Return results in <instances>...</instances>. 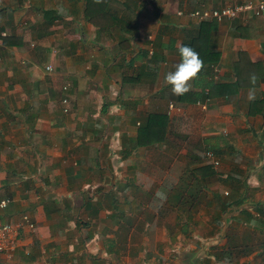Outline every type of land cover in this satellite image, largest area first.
<instances>
[{
	"label": "crops",
	"instance_id": "0c3cea01",
	"mask_svg": "<svg viewBox=\"0 0 264 264\" xmlns=\"http://www.w3.org/2000/svg\"><path fill=\"white\" fill-rule=\"evenodd\" d=\"M247 1L255 0H0V199L10 200L0 222L17 225L25 215L32 225L16 229L13 251L9 258L1 256L0 264H134L131 256L139 252L119 247L121 230L112 210L107 215L94 197L79 218L71 196L103 187L99 179L108 173L110 190L121 178L130 192L142 171L148 173L149 161L164 179L172 151L163 147L170 131L183 138L180 159L197 161L190 145L199 143L225 163L204 184L241 189L227 209L254 202L247 205L253 212L245 206L237 210L245 214L232 217L250 233L237 264L264 263V108L262 114H248L249 103L264 94V80L254 88L240 86L230 96L208 90L234 83L238 60L240 69L258 64L264 74V15L213 22L216 62L188 91L201 94L198 100L178 98L164 81L180 62L178 46L199 24L186 14ZM59 97L67 99V114ZM150 113L165 116V141L159 150L132 148ZM101 131L110 152H99ZM96 141L94 149L90 143ZM204 159L212 170L218 168ZM108 217L107 232L93 226ZM249 254L257 260L243 261Z\"/></svg>",
	"mask_w": 264,
	"mask_h": 264
},
{
	"label": "rangeland",
	"instance_id": "374dc122",
	"mask_svg": "<svg viewBox=\"0 0 264 264\" xmlns=\"http://www.w3.org/2000/svg\"><path fill=\"white\" fill-rule=\"evenodd\" d=\"M60 100L61 98L58 99V101ZM60 106L62 113L67 114V104L63 106L60 103ZM63 108L66 109V112H63ZM108 130L109 129L104 132L101 131V133L99 132V136H97L98 140L101 138L102 132L105 136L109 135ZM176 132L177 131L169 132L170 137L166 142V145L163 147L166 150L172 151L169 159L165 161L166 171H168V174L164 178L165 180L160 173L157 175L155 174V161L148 162V167H146V169L149 174H144L142 171V176L138 178V185L133 186L132 184L130 192H127L124 189L126 184L122 182L121 178L118 180L120 184H118L114 190H110V177L108 173L106 176L104 175L99 179L104 186L100 187L98 190L92 189L89 191L74 192L71 196L74 205H72L71 208L76 211L79 218H83V215L87 212L85 208L86 202L89 200L91 201L95 197L96 200L100 199V202H103L102 205L104 207L102 211H105L108 215L111 213V210L105 209V207H107L106 204L109 205V202L118 201V210L116 211L118 216L115 220L119 223H117L119 225L117 230L123 232L121 233V231H119L118 233V245L119 247L131 248L135 253L137 251L139 252V255L131 256V261L134 264H225L223 262H217L213 258V254H215L217 250L223 249V244L225 246L229 244L234 248L231 249L233 255L229 260H232L230 264H237L242 258L239 252L243 251L245 248L244 246H247L246 244H248V242L250 244V233L246 231L247 229L245 230L242 226L239 227L238 224L234 223L232 217L233 215L236 216L238 214L243 215L237 210L245 206L252 211V207L250 208V206L247 205H251L254 202H246L245 200L244 202H239V205L232 207L231 210L226 207L222 216H218L217 213H219L221 205L223 203L227 204V201H230V199L239 193L241 189H232V187H230L231 189L228 190L227 187L223 188L221 186L222 188H220V190L218 188H216L218 189L216 190L214 189L215 187L212 189H206V187H203L204 197L200 196V203L195 209H193L191 222H188L187 224L185 223V214L180 211H172L164 218H158L151 207L150 197L154 193V189L158 186V182L161 183V181L164 180L163 183L166 185L170 183L177 184L180 179L185 177V171L183 172V170L188 171L189 168H192L195 165L201 163L206 164L203 155L210 151H206L199 143L190 145L192 146L194 155L197 154V158H195L197 159V161H195L197 164L177 157L179 154L178 152H180L184 146V142L181 140L182 137ZM76 136L81 135L77 134ZM176 140L178 142H175ZM97 143L98 141H96L95 144L90 143V145H95V149ZM99 145V152H110L112 150L108 148V144H106L102 138ZM174 148H177L178 151L174 150ZM147 150L151 151L152 149ZM153 150H156V148ZM157 150L159 149L157 148ZM215 157L217 158V156ZM195 159H193V161ZM218 161V168L213 171L222 172L225 168V163L222 164L219 159ZM101 165L103 166V164ZM106 167L108 170L109 166L106 165ZM203 185L205 186V184ZM225 189L227 190L226 195L223 194ZM214 215L219 219V225L213 223L212 220ZM112 220L114 221V219ZM109 221L110 219L108 217L104 222L93 224V226L97 227L102 232H107L108 227L105 222L108 223ZM127 234H129L130 237L129 240H127L126 237L124 238ZM255 237L258 243L261 242L262 239L260 236L257 238L258 236L255 235ZM168 241L170 242L169 245L167 244ZM252 259L257 260V257L249 254L242 260L251 262ZM121 262L125 263V258H123Z\"/></svg>",
	"mask_w": 264,
	"mask_h": 264
},
{
	"label": "trees",
	"instance_id": "16d2710c",
	"mask_svg": "<svg viewBox=\"0 0 264 264\" xmlns=\"http://www.w3.org/2000/svg\"><path fill=\"white\" fill-rule=\"evenodd\" d=\"M213 30V22H200L196 26L193 34L190 37L188 36V40L183 43V45L191 46L195 51H197L200 55V58L204 61V68L199 76L207 73V68L216 62L215 55L217 53L211 48L210 45V34ZM206 52L211 53L212 55L205 57ZM241 54L242 53H238L237 56L241 58ZM238 61L234 65V73L236 76H238L235 82L228 85L219 83L211 85L208 89L211 91V95L212 91H215L219 95L224 94L230 96L232 91L237 90V88L240 86L254 88L258 85L260 80H264V74L260 71V65L249 63L250 68L243 66L240 69V66H237ZM253 75L256 77L255 81L251 79ZM182 96H190L191 100L195 101L198 100L201 94H190V92H188ZM180 97L181 96H178V98ZM205 97H210V93H207ZM263 108L264 94L261 95L260 99L251 101L249 103L248 114H262ZM166 124L167 120L165 116L156 113L147 114L143 124L137 130L132 148L153 149L157 148L158 145L163 144L165 141ZM184 175L185 177L180 179L177 184H164L163 186L158 187L151 195V207L158 218H164L172 211H180L185 214V223L187 224L188 222H191L193 209L199 205L200 196L204 197V179L213 177L214 171L210 165L203 164L193 168L192 170L186 171ZM102 204L103 202L101 204L97 203L96 206L103 209L104 206ZM226 205V203L221 205L219 213H217L218 216H222L224 214ZM106 206L107 207H105V209L112 210L111 218L114 219L116 223H118L117 220H115V218L118 216V213L116 212L118 210V203L109 202V205L106 204ZM242 213L245 214V212ZM212 221L215 225H219V219L216 215L213 216ZM232 255L233 253L231 249H219L215 254H213V258L217 262L229 264L232 261L229 260Z\"/></svg>",
	"mask_w": 264,
	"mask_h": 264
},
{
	"label": "built area",
	"instance_id": "2783aa9c",
	"mask_svg": "<svg viewBox=\"0 0 264 264\" xmlns=\"http://www.w3.org/2000/svg\"><path fill=\"white\" fill-rule=\"evenodd\" d=\"M182 14L178 12V16ZM264 15V0H255L247 1L238 4L224 6L219 9H200L195 10L186 14V18L194 20L196 23L200 22H214L221 23L224 21H231L237 18H258ZM45 71L50 72L51 67L45 66ZM62 91L67 90V86L61 88ZM60 103L65 106L67 104V99L64 97L60 100ZM172 106L169 104L167 107V112H170ZM63 112H66V109L63 108ZM204 157L209 161L213 168L218 166V162L213 159V156L210 152H206ZM10 200L7 198L0 199V212L5 210L9 205ZM20 225H25L28 228H32V225L29 223L27 216L22 215L20 218V223L17 225H10L8 223L0 222V257L5 256L10 257L16 238V229Z\"/></svg>",
	"mask_w": 264,
	"mask_h": 264
},
{
	"label": "clouds",
	"instance_id": "9594fccd",
	"mask_svg": "<svg viewBox=\"0 0 264 264\" xmlns=\"http://www.w3.org/2000/svg\"><path fill=\"white\" fill-rule=\"evenodd\" d=\"M178 54L180 62L175 65L174 71L166 73L164 81L165 84L171 86L174 95L182 96L190 91L192 87L191 82L199 77V74L204 68V61L200 58L199 53L191 46L179 45ZM251 79L255 81V75ZM249 99H255V96L250 94Z\"/></svg>",
	"mask_w": 264,
	"mask_h": 264
}]
</instances>
